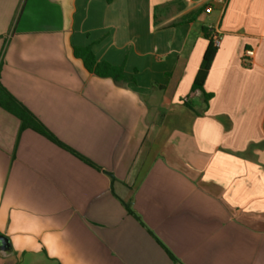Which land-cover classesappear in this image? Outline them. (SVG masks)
<instances>
[{
    "label": "crops",
    "instance_id": "0c3cea01",
    "mask_svg": "<svg viewBox=\"0 0 264 264\" xmlns=\"http://www.w3.org/2000/svg\"><path fill=\"white\" fill-rule=\"evenodd\" d=\"M0 235V264H264V0H0Z\"/></svg>",
    "mask_w": 264,
    "mask_h": 264
},
{
    "label": "trees",
    "instance_id": "16d2710c",
    "mask_svg": "<svg viewBox=\"0 0 264 264\" xmlns=\"http://www.w3.org/2000/svg\"><path fill=\"white\" fill-rule=\"evenodd\" d=\"M206 39L209 40L208 48L204 54L203 61L201 64V67L199 69V72L195 78V81L193 83L192 91H200L203 93L206 102L208 103L211 96L206 95L204 91V84L207 80L208 74L210 72V69L212 67L214 58L216 56L218 48L214 46L213 36L209 35L208 30L204 29ZM76 56L81 58L86 68L89 72L95 74L96 76L102 77V78H113L117 81L124 80L123 77V70L119 67H115L107 62H98L94 53L90 48H80L76 49ZM6 95L9 97V99L12 100L15 104H17L21 109V115L20 118L23 122V128H31L35 130L36 132L40 133L44 137L48 138L50 141L54 142L55 144L70 150L72 153L77 155L79 158L83 159L84 161L92 164L89 160L69 148L68 146L64 145L49 129H47L32 113H30L26 108H24L21 104H19L12 96H10L6 91ZM128 211L132 215H136L133 209V206L131 204L126 205Z\"/></svg>",
    "mask_w": 264,
    "mask_h": 264
},
{
    "label": "built area",
    "instance_id": "2783aa9c",
    "mask_svg": "<svg viewBox=\"0 0 264 264\" xmlns=\"http://www.w3.org/2000/svg\"><path fill=\"white\" fill-rule=\"evenodd\" d=\"M217 2L221 5L226 4V0H217ZM213 41H214V46L216 48H219L220 44H221V37L218 33H214ZM254 58H255V51L253 49H246V51L244 52V54L242 56V60H243L244 64H246V66H248V67L252 66V64L254 62Z\"/></svg>",
    "mask_w": 264,
    "mask_h": 264
},
{
    "label": "water",
    "instance_id": "95a60500",
    "mask_svg": "<svg viewBox=\"0 0 264 264\" xmlns=\"http://www.w3.org/2000/svg\"><path fill=\"white\" fill-rule=\"evenodd\" d=\"M11 247L10 241L7 237L0 235V249L3 251L9 250Z\"/></svg>",
    "mask_w": 264,
    "mask_h": 264
}]
</instances>
